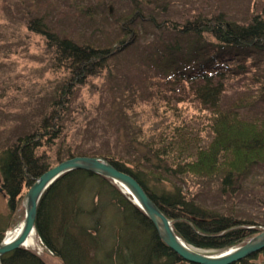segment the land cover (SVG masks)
<instances>
[{"label": "trees", "instance_id": "obj_1", "mask_svg": "<svg viewBox=\"0 0 264 264\" xmlns=\"http://www.w3.org/2000/svg\"><path fill=\"white\" fill-rule=\"evenodd\" d=\"M118 2L127 4L129 9L125 16L118 18L121 20V39L115 49H79L71 42L49 36L47 31L50 34L51 30L41 19L30 22L31 29L42 35L56 52V60L68 77L52 104L55 113L44 118L33 133L19 137L14 144L0 152L1 187L7 197L9 217L20 206L22 188L25 186L29 189L49 168L44 156L37 153L38 150H55L53 163L57 164L75 156L87 155L83 151L67 148L64 141L59 139L62 128L59 127L58 115L67 110L63 108L66 99L85 79L96 74V67L108 71L107 66L113 56L124 52L128 42L130 46L138 42L137 34L147 36L152 33L157 34L162 42L153 45L154 39L147 56L159 62L157 71L162 69L169 85H175V89L193 91L198 106L209 114V120L206 119L203 126L211 132L212 139L206 149H200L195 136L183 130L187 122H179L181 117H174L176 123L168 131L170 133L157 134L159 128L150 129L156 138L146 141L142 139L140 126L127 117L132 105L140 103V97L122 96L124 101L121 103L116 95L114 100L122 107L119 114L123 111L126 120L121 123L124 137L117 138L114 146L105 147L108 150L103 148L94 156L107 160L118 171L135 179L171 221L175 235L185 244L201 250H226L239 246L257 234L253 222L206 210L194 203L195 196L193 200H187V193H183L178 185L170 184L171 188L166 189L163 184L171 180L182 183L183 177L193 171V176L203 181L217 179L222 196L235 197L242 189V178L255 167L264 166V110L247 118L243 112L241 114L240 110L243 109L240 105L225 102L226 85L230 73L234 71L233 65L236 64L235 70L242 66L238 58L243 61L264 59V19L261 15H255L247 24H236L226 22L225 16L218 14L210 19L198 18L183 25L181 30H176L167 26V19L163 18L156 3L146 10L141 2ZM166 36L171 37L170 42L163 40ZM204 36L213 39L215 44L205 42ZM255 66L257 69L260 63ZM129 90L131 94L136 93L130 87L124 93ZM261 98L260 101L264 103V90ZM231 105L240 110L233 111L234 107L229 109ZM167 134H171V137L166 138ZM168 160L175 164L184 161L190 166L178 168L180 165L176 164L173 169L168 167L165 174L158 173ZM150 182L154 185L148 188ZM94 194L100 200L98 207L93 204ZM88 203L94 206L93 209L83 210ZM111 206V211L119 208L122 214L118 231L113 230L110 222L100 220ZM4 222L6 219L2 218L0 240L4 233ZM34 229L45 248L63 264H84L81 259L88 253L90 257L100 255L99 260L95 259L91 264H189L162 243L148 218L110 181L85 172L64 175L51 185L39 203ZM82 241L84 252L80 254ZM108 247H112L111 251L107 250ZM258 256L264 259V250L236 264H250ZM2 264L45 263L30 251L19 249L3 256Z\"/></svg>", "mask_w": 264, "mask_h": 264}, {"label": "rangeland", "instance_id": "obj_2", "mask_svg": "<svg viewBox=\"0 0 264 264\" xmlns=\"http://www.w3.org/2000/svg\"><path fill=\"white\" fill-rule=\"evenodd\" d=\"M134 1L141 2V6L146 10L152 3L158 4L159 12L167 19V26L176 30H181L183 25L198 18L210 19L218 14L225 16L226 22L236 24H247L255 15H261L264 19V0ZM128 9L127 4L118 0H0V152L14 144L19 137L33 133L44 118L55 113L52 104L60 86L68 77L65 69L61 68L56 60V52L42 35L31 29L30 22L41 19L51 30V35L47 31L49 36L71 42L79 49L84 47L92 48L93 51L115 49L121 39L119 29L121 20L118 18L121 15L125 16ZM137 35V43L130 46L128 42V48L124 52L111 58L108 66L106 65L108 72L96 67L94 69L96 74L85 79L83 84L75 88L73 95L66 99L63 108L66 107L67 110L58 115L62 127V136L59 139L65 142L67 148L83 151L87 153L86 156L96 155L103 148L108 150L105 147L114 146L115 140L121 135V123L126 121L123 111L119 114L122 107L114 100L116 95L119 96L121 103L124 101L122 96L136 95V98L140 97V103L132 105L127 117L129 121L140 126L143 132L142 139L147 141L151 136L156 138L151 130L157 128H159L157 134L170 133L168 131L175 126L173 125L176 123L175 118L181 117L179 122H187L183 125V130L195 136L200 149H206L212 139L211 132L209 133L207 127L203 126L209 117L208 112L198 106L193 91L175 89V85H169L162 69L157 71L159 62L147 56L154 39L153 45L162 42L157 34ZM163 40L170 42L171 37L166 36ZM203 40L211 45L215 44L210 37L204 36ZM238 60L242 66L235 70L236 64L233 65L232 71L236 74L232 75L231 72V76L229 75L225 102L228 105L232 103L240 105L243 110L233 105L229 106V109L234 107L233 111L240 110L241 114L243 112L244 116L251 118V115L260 114L264 110V103L261 102L264 90V59L257 61L252 58L243 61L238 58ZM257 63H260V66L256 69ZM127 87L136 93L131 94L130 90L124 93ZM54 151L43 148L37 153L47 158L49 164L54 161ZM192 173L193 171L188 174L189 177L184 176L182 183L177 184V181L171 180L163 184V187L169 189L170 184L178 185L187 193V200H193L195 196L196 204L206 210L224 217L264 225V166L255 167L242 178V189L235 197L222 196L217 179L197 181L194 180ZM104 179L107 180L105 177ZM108 181L129 200V196L125 195L115 182ZM1 186L0 178V220L6 219L3 227L1 226L6 230L8 225L11 229L23 221L25 193L29 189L25 186L22 188L20 206L9 217L7 197L3 194ZM151 187L153 184L150 182L148 188ZM93 196V204L98 207L100 200H97L95 194ZM93 207L88 203L83 210H91ZM111 209L112 206L100 220L110 222L113 230L118 231L122 214L119 208L113 211ZM33 233L36 235L37 245L30 249V252L41 258L45 264H63L45 248L36 232ZM83 241L80 254L84 252ZM111 248L108 247L107 250L111 251ZM227 251L228 249H200L203 255L211 257ZM99 257L100 255L97 259L94 254L90 257L88 253L85 258L82 257L81 263L91 264L95 259L99 260ZM250 264H264V259L258 257Z\"/></svg>", "mask_w": 264, "mask_h": 264}, {"label": "water", "instance_id": "obj_3", "mask_svg": "<svg viewBox=\"0 0 264 264\" xmlns=\"http://www.w3.org/2000/svg\"><path fill=\"white\" fill-rule=\"evenodd\" d=\"M87 170L92 173L101 174L103 177L120 183L123 187L130 190L131 195L138 201V207L146 215L153 225L158 238L173 251L182 261L189 264H234L242 261L254 254H257L264 248V233L252 238L244 246L231 248L222 255L211 257L203 255L200 250L190 247L183 243L174 233L171 222L164 217L158 207L151 201L140 185L130 176L117 171L105 161L96 159H72L59 164L53 170L44 173L30 188L29 194L25 197V215L22 221L21 230L15 242L8 245L0 244V264L1 257L11 253L23 246L28 237L34 232L35 206L39 195L51 186L59 177L64 174ZM9 225L7 226V230ZM7 232V231H6ZM5 232V234H6ZM10 233V232H7Z\"/></svg>", "mask_w": 264, "mask_h": 264}, {"label": "bare ground", "instance_id": "obj_4", "mask_svg": "<svg viewBox=\"0 0 264 264\" xmlns=\"http://www.w3.org/2000/svg\"><path fill=\"white\" fill-rule=\"evenodd\" d=\"M108 72V71H107ZM60 127V129L62 128L61 127V125L59 126ZM143 127H145V125H143ZM120 136L118 137V138H121V137H124V131H123V129H122V127H121V130H120ZM166 138H170L171 137V134H167L166 136H165ZM149 139H152V136L149 138ZM65 143V142H64ZM76 158H78V159H82V158H86V159H96V160H101V161H105V162H107L109 165H111L107 160H105V159H103V158H101V157H98V156H75L74 158H71V159H67V160H63V161H61L60 163H50L49 162V168L47 169V171L46 172H49V171H51V170H53L54 168H56L59 164H61V163H65L66 161H69V160H72V159H76ZM45 160H47V159H45ZM167 162H168V164H167ZM167 162H165L166 164H164V168H162L161 170H159L158 171V173H161V174H165L166 172H167V170L169 169L168 167H170L171 169H173L175 166H176V164H178V165H180V166H178V168H180V167H182V165L183 166H190L189 164H185L184 163V161H179V162H176V164H175V162H171V161H167ZM56 164V165H55ZM112 166V165H111ZM113 167V166H112ZM114 168V167H113ZM116 169V168H115ZM117 170V169H116ZM78 172H85V173H88V174H90V175H93V176H97V177H100V178H104L103 177V175H101V174H96V173H92V172H89V171H87V170H77ZM118 171V170H117ZM45 172V173H46ZM73 172H75V171H73ZM73 172H70V173H73ZM70 173H67V174H70ZM44 174V173H43ZM42 174V175H43ZM67 174H64V175H67ZM64 175H62V176H64ZM62 176L61 177H59L58 179H60V178H62ZM198 176V175H197ZM57 179V180H58ZM107 180H110V179H108L107 178ZM194 180H197V181H203L202 179H198L197 177H194ZM116 184H117V187L125 194V195H128L129 196V201H130V203L132 204V205H134V206H136V207H138V201L131 195V193H130V190L128 189V188H126V187H123L120 183H118L117 181H116ZM153 184V183H152ZM33 185H34V183H33ZM32 185V186H33ZM53 185V184H52ZM154 185V184H153ZM51 186H49L43 193H41L40 195H39V198H38V201H37V204H36V206H35V213H36V215H37V210H38V207H39V203H40V201H41V199L44 197V195H45V193H46V191L50 188ZM141 187V186H140ZM142 188V187H141ZM170 188H171V186H170ZM167 189V188H166ZM29 190H30V188H29ZM29 190L28 191H26V193H25V196L26 195H28L29 194ZM144 191V190H143ZM145 192V191H144ZM1 193V192H0ZM21 193H22V191H21ZM146 193V192H145ZM183 193H185V192H183ZM130 194V195H129ZM148 196V195H147ZM27 198V197H26ZM194 202V201H193ZM194 203H196V202H194ZM26 207H24V211L26 210L25 209ZM162 213V212H161ZM163 214V213H162ZM165 217V216H164ZM35 219H36V217H35ZM167 219V218H166ZM24 220V219H23ZM171 222V221H170ZM35 223V222H34ZM20 224H22V222L20 223ZM18 225V226H15L14 228H11V229H8V230H4V233H3V236H2V239L0 240V244H2V242H5L3 245H8V244H10V243H12V242H15V239L17 238V236H18V234H19V231L21 230V225ZM255 224V223H254ZM172 225V224H171ZM255 227H256V231H257V234L256 235H254L253 237H251L250 239H248L246 242H244V243H242V244H240L239 246H235L234 248H236V247H241V246H244L246 243H248V241L249 240H251L252 238H254V237H256V236H259V235H261V234H263L264 233V225H260V224H255ZM10 232V233H7V232ZM5 232H6V234H5ZM35 239H36V235H35V233H32L29 237H28V239H27V241L23 244V246L22 247H20L19 249H24V250H27V251H30V249H33L34 247H36V245H35ZM19 249H17V250H19ZM231 249V248H230ZM17 250H15V251H17ZM229 250V249H228ZM264 250V248L261 250V251H263ZM260 251V252H261ZM12 252H14V251H12ZM11 252V253H12ZM260 252H258V253H260ZM257 253V254H258ZM9 254V253H8ZM5 255H7V254H5ZM5 255H3V256H5ZM255 255V254H254ZM3 256L1 257V264H2V258H3ZM253 256V255H252ZM251 257V256H250ZM258 257H261V256H258ZM249 258V257H248ZM248 258H246V259H248ZM258 259V258H257ZM256 259V260H257ZM245 260V259H244ZM239 262H241V261H238V262H236V263H239ZM235 263V264H236Z\"/></svg>", "mask_w": 264, "mask_h": 264}]
</instances>
